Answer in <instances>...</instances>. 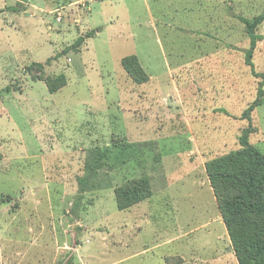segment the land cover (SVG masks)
I'll return each instance as SVG.
<instances>
[{
    "label": "rangeland",
    "instance_id": "374dc122",
    "mask_svg": "<svg viewBox=\"0 0 264 264\" xmlns=\"http://www.w3.org/2000/svg\"><path fill=\"white\" fill-rule=\"evenodd\" d=\"M126 1L0 0V264H238L205 165L248 126L264 153V95L241 118L261 77L237 18L264 0ZM139 178L151 196L118 210Z\"/></svg>",
    "mask_w": 264,
    "mask_h": 264
},
{
    "label": "trees",
    "instance_id": "16d2710c",
    "mask_svg": "<svg viewBox=\"0 0 264 264\" xmlns=\"http://www.w3.org/2000/svg\"><path fill=\"white\" fill-rule=\"evenodd\" d=\"M10 10L20 11L17 5ZM243 23L249 38V47L244 51V62L250 67L251 74L261 77L255 100L242 112L241 118L250 120L251 112L262 103L264 95V74L254 71L252 55L256 43L263 36L256 32L257 27L264 22V9L257 15L246 18L237 17ZM79 36L72 48L82 45L85 37ZM42 69V63H35ZM121 66L133 82H147L148 74L139 64L136 55L122 58ZM56 86H50L55 91L65 83L64 74H59ZM224 112L225 110L222 109ZM251 127L242 129L238 136L240 148L231 150L222 157L208 161L205 165L207 178L213 188L223 224L226 228L238 264H264V153L249 143ZM105 153L97 154L102 159ZM87 186V178L78 177L77 198L80 199ZM151 196L149 182L139 178L129 184L115 188L116 206L125 210ZM77 202L74 206H77Z\"/></svg>",
    "mask_w": 264,
    "mask_h": 264
},
{
    "label": "crops",
    "instance_id": "0c3cea01",
    "mask_svg": "<svg viewBox=\"0 0 264 264\" xmlns=\"http://www.w3.org/2000/svg\"><path fill=\"white\" fill-rule=\"evenodd\" d=\"M135 1H140V0H127V1H126V3H127L126 6H127V8L130 9L129 12H133V7L136 6V2H135ZM157 1H160V0H157ZM161 1H162L163 3H164V2H167V3L169 2L168 0H161ZM162 2H161V3H162ZM143 3H144V7H145V8L143 9V10H144L143 12L146 13V14L148 15V14L150 13V10H149V8H148V5H147V3H146L145 0L143 1ZM140 5L142 6V4H140ZM136 7H137V6H136ZM133 14H135V12H133ZM145 17H146V15H145ZM138 19H139V17H138ZM146 21H147V19H146ZM153 27L155 28L154 25H153ZM147 29H148V27H147ZM151 37H152V39H154V41H153L154 43L160 45L159 41H158L156 38H154V35H152ZM151 37H150V38H151ZM137 56H138V55H137ZM138 58H139V56H138ZM139 59H140V58H139ZM149 77H151V76H149Z\"/></svg>",
    "mask_w": 264,
    "mask_h": 264
},
{
    "label": "built area",
    "instance_id": "2783aa9c",
    "mask_svg": "<svg viewBox=\"0 0 264 264\" xmlns=\"http://www.w3.org/2000/svg\"><path fill=\"white\" fill-rule=\"evenodd\" d=\"M88 1H91V2L93 1V2H94L95 0H88ZM58 19H59V18H58Z\"/></svg>",
    "mask_w": 264,
    "mask_h": 264
}]
</instances>
